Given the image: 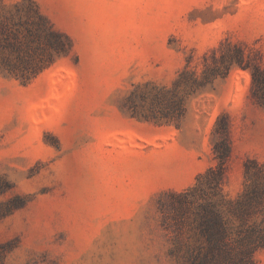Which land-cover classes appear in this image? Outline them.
Returning <instances> with one entry per match:
<instances>
[{
	"label": "rangeland",
	"instance_id": "obj_1",
	"mask_svg": "<svg viewBox=\"0 0 264 264\" xmlns=\"http://www.w3.org/2000/svg\"><path fill=\"white\" fill-rule=\"evenodd\" d=\"M36 1L73 50L28 83L0 75V206L22 201L0 219L6 264H185L158 199L216 163L222 114L227 194L244 189L248 157L264 167L250 70L195 90L186 79L228 42L264 62V0Z\"/></svg>",
	"mask_w": 264,
	"mask_h": 264
},
{
	"label": "trees",
	"instance_id": "obj_2",
	"mask_svg": "<svg viewBox=\"0 0 264 264\" xmlns=\"http://www.w3.org/2000/svg\"><path fill=\"white\" fill-rule=\"evenodd\" d=\"M226 47V48H224ZM244 43H226L221 55L213 49L204 56L201 75L189 77L195 90L226 76L232 67L248 69L252 95L264 106V62L246 51ZM73 50L68 33L58 29L41 11L36 0H18L8 6L0 0V75L28 83L59 57ZM188 75L182 71V77ZM216 163L200 172L193 185L183 190L169 189L159 196L158 208L164 229L178 243L177 261L185 264H256L255 254L264 247V167L253 157L244 162V189L232 198L225 191L232 158L231 123L222 114L214 130ZM8 187L0 178V192ZM0 206V219L22 204ZM14 248L12 240L0 242V264Z\"/></svg>",
	"mask_w": 264,
	"mask_h": 264
}]
</instances>
